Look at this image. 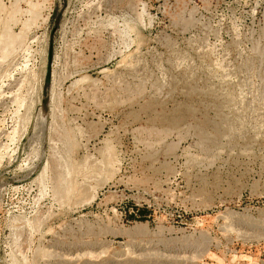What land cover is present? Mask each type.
I'll use <instances>...</instances> for the list:
<instances>
[{
	"label": "rangeland",
	"instance_id": "obj_1",
	"mask_svg": "<svg viewBox=\"0 0 264 264\" xmlns=\"http://www.w3.org/2000/svg\"><path fill=\"white\" fill-rule=\"evenodd\" d=\"M0 264H264V0H0Z\"/></svg>",
	"mask_w": 264,
	"mask_h": 264
}]
</instances>
